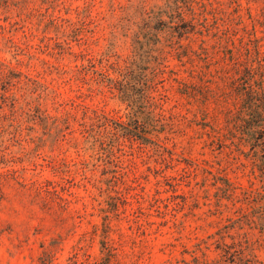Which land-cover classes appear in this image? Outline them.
<instances>
[{"label": "rangeland", "instance_id": "obj_1", "mask_svg": "<svg viewBox=\"0 0 264 264\" xmlns=\"http://www.w3.org/2000/svg\"><path fill=\"white\" fill-rule=\"evenodd\" d=\"M0 1V264H264V0Z\"/></svg>", "mask_w": 264, "mask_h": 264}, {"label": "trees", "instance_id": "obj_2", "mask_svg": "<svg viewBox=\"0 0 264 264\" xmlns=\"http://www.w3.org/2000/svg\"><path fill=\"white\" fill-rule=\"evenodd\" d=\"M0 1H2V0H0ZM28 1L29 0H22V1H18V2H16L15 3V5L17 6V7H24V6H26V4L28 3ZM12 2V1H11ZM11 2H9V0H5L4 1V6L5 7H9V5L11 4Z\"/></svg>", "mask_w": 264, "mask_h": 264}]
</instances>
